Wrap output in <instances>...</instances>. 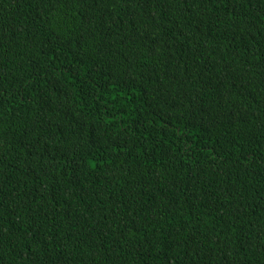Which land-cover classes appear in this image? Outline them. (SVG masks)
Segmentation results:
<instances>
[{
    "label": "trees",
    "instance_id": "16d2710c",
    "mask_svg": "<svg viewBox=\"0 0 264 264\" xmlns=\"http://www.w3.org/2000/svg\"><path fill=\"white\" fill-rule=\"evenodd\" d=\"M0 264H264V0H0Z\"/></svg>",
    "mask_w": 264,
    "mask_h": 264
}]
</instances>
